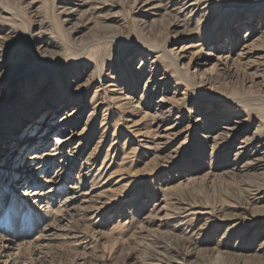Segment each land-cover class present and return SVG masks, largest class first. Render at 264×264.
I'll return each instance as SVG.
<instances>
[{
    "label": "rangeland",
    "instance_id": "374dc122",
    "mask_svg": "<svg viewBox=\"0 0 264 264\" xmlns=\"http://www.w3.org/2000/svg\"><path fill=\"white\" fill-rule=\"evenodd\" d=\"M263 239L264 0H0V264H264Z\"/></svg>",
    "mask_w": 264,
    "mask_h": 264
},
{
    "label": "bare ground",
    "instance_id": "6f19581e",
    "mask_svg": "<svg viewBox=\"0 0 264 264\" xmlns=\"http://www.w3.org/2000/svg\"><path fill=\"white\" fill-rule=\"evenodd\" d=\"M40 126H41V125H40ZM46 130H47V126L45 125V127H44L43 129H41L40 132L37 131L38 133H37V134L35 133V136H41L42 134H44V132H45ZM57 136L59 137V135H57ZM28 143H29V142H28ZM28 143H27V144H28ZM27 144H25V145H27ZM25 145H24V147H25ZM258 158H260V157H259L257 154H255V157H253L252 160H254V159H258ZM92 167H93V166H92ZM90 170H91V169H90ZM90 170H89V171H90ZM17 218H18V217H17ZM244 221H246V220H244ZM244 221H243V222H244ZM17 225H18V220H13V221L11 222V226H12V227L17 226ZM14 228H15V227H14ZM9 230H10V229H9ZM19 230H20V229H19ZM19 230H18V231H19ZM18 231H17V232H18ZM25 234H28V233L25 232ZM24 239H25V238H24ZM263 243H264V239H263Z\"/></svg>",
    "mask_w": 264,
    "mask_h": 264
}]
</instances>
